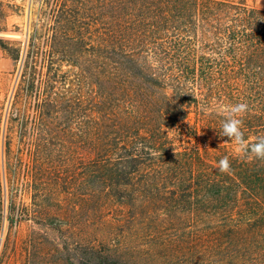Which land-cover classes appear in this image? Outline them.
<instances>
[{
  "label": "trees",
  "instance_id": "trees-1",
  "mask_svg": "<svg viewBox=\"0 0 264 264\" xmlns=\"http://www.w3.org/2000/svg\"><path fill=\"white\" fill-rule=\"evenodd\" d=\"M38 3L25 40L1 44L18 74L0 114L5 181L86 183L90 215L139 245L105 240L77 257L88 264H264V161L218 135L222 107L246 102L245 139L264 137V10Z\"/></svg>",
  "mask_w": 264,
  "mask_h": 264
},
{
  "label": "rangeland",
  "instance_id": "rangeland-1",
  "mask_svg": "<svg viewBox=\"0 0 264 264\" xmlns=\"http://www.w3.org/2000/svg\"><path fill=\"white\" fill-rule=\"evenodd\" d=\"M38 1L0 0V114L3 116L18 74L15 63L1 44L25 40L29 22L36 19L39 12ZM247 3L264 10V0H247ZM4 144L2 132L0 264H88L77 257L92 245H100L104 249L105 240L124 242L132 248L139 246L129 231L109 232L101 217L90 215L86 183H75L69 176L64 181H47L31 189L7 183L1 174ZM68 170L73 171L70 167ZM148 253L141 260L144 264H155Z\"/></svg>",
  "mask_w": 264,
  "mask_h": 264
},
{
  "label": "clouds",
  "instance_id": "clouds-1",
  "mask_svg": "<svg viewBox=\"0 0 264 264\" xmlns=\"http://www.w3.org/2000/svg\"><path fill=\"white\" fill-rule=\"evenodd\" d=\"M248 111L249 105L246 102L223 106L221 112L224 119L218 135L227 137L234 144L236 153L264 161V137L250 144L242 131L243 117ZM218 170L221 173L232 171L231 162L227 156L219 160Z\"/></svg>",
  "mask_w": 264,
  "mask_h": 264
}]
</instances>
